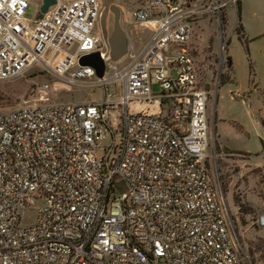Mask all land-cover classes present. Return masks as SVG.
I'll return each instance as SVG.
<instances>
[{
    "label": "built area",
    "instance_id": "obj_1",
    "mask_svg": "<svg viewBox=\"0 0 264 264\" xmlns=\"http://www.w3.org/2000/svg\"><path fill=\"white\" fill-rule=\"evenodd\" d=\"M43 1L0 0V81L35 67L53 79L0 111V264H241L207 167L209 93L189 46L196 19L220 24L240 0H144L132 19L149 40L113 77L102 0H56L39 18ZM94 53L100 79L79 65ZM84 82L100 101L52 102L56 84Z\"/></svg>",
    "mask_w": 264,
    "mask_h": 264
},
{
    "label": "rangeland",
    "instance_id": "obj_2",
    "mask_svg": "<svg viewBox=\"0 0 264 264\" xmlns=\"http://www.w3.org/2000/svg\"><path fill=\"white\" fill-rule=\"evenodd\" d=\"M143 1L102 0L98 36L103 50L113 33L112 6L120 10V26L127 35L130 53L135 55L145 44L149 31L132 19ZM239 3V11L238 4L222 10L220 24L210 14L196 19L189 46L199 86L209 93L210 179L224 202L241 264H264V228L258 222L264 215V0ZM33 15V8H29L27 17ZM228 57L231 68L226 65ZM131 61L130 56L116 63L109 60V77ZM51 82L53 79L38 67L24 76L0 81V111L32 103L36 88ZM92 86L88 82L70 88L56 84L51 100L57 104L100 101V89ZM159 91L154 87L155 93ZM114 192L127 193L128 186L117 183ZM39 206L25 211L20 226L34 223Z\"/></svg>",
    "mask_w": 264,
    "mask_h": 264
},
{
    "label": "water",
    "instance_id": "obj_3",
    "mask_svg": "<svg viewBox=\"0 0 264 264\" xmlns=\"http://www.w3.org/2000/svg\"><path fill=\"white\" fill-rule=\"evenodd\" d=\"M55 4L56 0H44L40 9L39 18H41L42 15L45 14L47 10ZM110 11L114 15V28L113 33L108 38L109 60L113 63H116L130 54L129 41L127 35L120 26V10L117 7L112 6L110 7ZM79 65L92 67L99 79L104 75L105 64L100 59L98 53L82 57L79 60Z\"/></svg>",
    "mask_w": 264,
    "mask_h": 264
},
{
    "label": "trees",
    "instance_id": "obj_4",
    "mask_svg": "<svg viewBox=\"0 0 264 264\" xmlns=\"http://www.w3.org/2000/svg\"><path fill=\"white\" fill-rule=\"evenodd\" d=\"M237 4H238L237 7H238V11H239L240 3L238 2ZM238 18H240L239 15H238ZM221 20H222V19H221ZM238 21H239V19H238ZM226 61H227V62H226L227 67H228V68H231V67H232V60L230 59V57H228V58L226 59Z\"/></svg>",
    "mask_w": 264,
    "mask_h": 264
},
{
    "label": "crops",
    "instance_id": "obj_5",
    "mask_svg": "<svg viewBox=\"0 0 264 264\" xmlns=\"http://www.w3.org/2000/svg\"><path fill=\"white\" fill-rule=\"evenodd\" d=\"M195 1H197V0H195ZM197 2H200V1H197ZM239 2H241V0L239 1ZM145 31V30H144ZM146 36V42H145V44L139 49V50H141L145 45H146V43L148 42V40H149V37H150V34H147V35H145ZM138 50V51H139ZM213 127H214V123H213Z\"/></svg>",
    "mask_w": 264,
    "mask_h": 264
}]
</instances>
